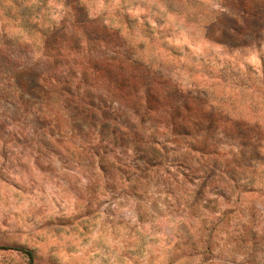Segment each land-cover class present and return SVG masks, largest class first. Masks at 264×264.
<instances>
[{"label": "rangeland", "instance_id": "rangeland-1", "mask_svg": "<svg viewBox=\"0 0 264 264\" xmlns=\"http://www.w3.org/2000/svg\"><path fill=\"white\" fill-rule=\"evenodd\" d=\"M264 264V0H0V264Z\"/></svg>", "mask_w": 264, "mask_h": 264}, {"label": "trees", "instance_id": "trees-1", "mask_svg": "<svg viewBox=\"0 0 264 264\" xmlns=\"http://www.w3.org/2000/svg\"><path fill=\"white\" fill-rule=\"evenodd\" d=\"M27 255H29L30 264H33V254L32 252H25Z\"/></svg>", "mask_w": 264, "mask_h": 264}]
</instances>
